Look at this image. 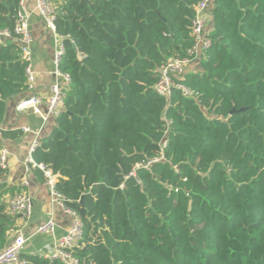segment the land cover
<instances>
[{
  "label": "trees",
  "instance_id": "16d2710c",
  "mask_svg": "<svg viewBox=\"0 0 264 264\" xmlns=\"http://www.w3.org/2000/svg\"><path fill=\"white\" fill-rule=\"evenodd\" d=\"M22 1L0 0V31L14 34ZM199 1L55 0L71 84L33 158L83 223L80 264H264V0H214L212 45L178 80L190 95L155 90L161 67L194 46ZM27 93L13 39L0 45L1 124ZM6 175L0 253L16 228Z\"/></svg>",
  "mask_w": 264,
  "mask_h": 264
},
{
  "label": "built area",
  "instance_id": "2783aa9c",
  "mask_svg": "<svg viewBox=\"0 0 264 264\" xmlns=\"http://www.w3.org/2000/svg\"><path fill=\"white\" fill-rule=\"evenodd\" d=\"M214 0H200L195 7V16L192 21V36L194 38V46L188 51V55L182 59H169L160 69V79L155 86L156 92L169 99L174 88L180 89L185 95H190L188 89L178 82L187 70L197 61L201 60L204 53L212 45L211 39L208 37L209 26L211 22V9ZM36 11L44 20L46 27L54 35V59L53 67L50 72L52 77V86L50 94L41 96L34 93L37 73L33 67V45L34 38L30 31L29 15L20 9L14 34L8 30L0 31V45H5L7 41L15 39L21 46L22 61L26 63V78H27V92L31 93L26 99L21 100L16 110L18 113H33L38 115L43 127L46 126L51 119H56L65 109V99L70 88L71 79L63 73L60 69L62 58L65 54L63 45V37L56 31L55 21L58 16L55 0H36ZM4 129L0 123V135ZM23 134H30L33 140L30 146L28 164L39 170L44 177L47 187L50 191L51 203L60 206L64 214L72 217V225L67 234L61 239L57 240L53 246V252L47 255H40L49 260H58L64 264H80L73 256L72 249L80 244L83 239V223L77 213L70 209L65 204V198L56 190L55 185L59 176L55 175L51 169L44 164H37L33 158V154L42 144V129L34 130L31 127H23L21 129ZM167 134V131L165 132ZM166 147V141L161 145V154ZM9 150L6 146L0 143V169L8 170ZM160 160V159H159ZM157 160V161H159ZM149 165L145 166L148 168ZM7 215L22 220L30 219L33 210V199L26 194H14L7 200ZM57 223L54 215L46 219L31 236L19 233L12 240L9 245L0 253V264H27L26 260L22 258L27 242L35 235L52 236L56 233ZM14 230L11 231L13 236Z\"/></svg>",
  "mask_w": 264,
  "mask_h": 264
},
{
  "label": "crops",
  "instance_id": "0c3cea01",
  "mask_svg": "<svg viewBox=\"0 0 264 264\" xmlns=\"http://www.w3.org/2000/svg\"><path fill=\"white\" fill-rule=\"evenodd\" d=\"M21 9L29 15V26L34 38L33 67L37 73L34 93L47 96L50 94L52 77L50 72L54 59V35L46 27L44 20L36 11V0H23ZM194 65V64H193ZM193 65L191 67H193ZM190 67V68H191ZM31 93H27V97ZM25 98H19L9 102L7 116L2 123L5 131L20 132L17 139L5 138L0 135V143L9 150L7 175L3 180L7 188H16L15 193H7L5 200L14 194H26L33 199V210L30 219L15 218L16 228L11 236L12 240L17 234L22 233L31 236L36 229L51 215H54L57 223L56 233L52 236H33L26 244L24 253L47 255L53 252L54 243L64 237L72 225V217L64 214L60 206L51 203L49 188L46 185L43 174L30 167L27 160L33 136L23 134V127H31L34 130L42 129V138L48 136L54 127L55 119L43 127V122L38 115L33 113H18L17 104Z\"/></svg>",
  "mask_w": 264,
  "mask_h": 264
}]
</instances>
